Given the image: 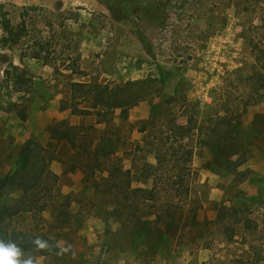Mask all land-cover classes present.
<instances>
[{"label":"rangeland","instance_id":"obj_1","mask_svg":"<svg viewBox=\"0 0 264 264\" xmlns=\"http://www.w3.org/2000/svg\"><path fill=\"white\" fill-rule=\"evenodd\" d=\"M113 1H122L126 9L115 7L114 14L108 0H0V180L8 175L21 146L35 139L51 157L50 169L59 176L58 186L74 199L73 225L61 242L62 252L37 257L34 264H264V104L246 108L239 102L242 95L241 101H246V65L255 58L250 41L243 35L244 19H239L225 0ZM31 5L38 9L29 11L31 18H25L22 9ZM5 16L14 24L25 19L33 37L50 41L52 50L56 49L53 63L26 54L33 37L25 36L16 44L6 41ZM76 42H80L78 46ZM74 47L89 76L64 69L63 65L71 62L68 57ZM22 71L26 83L20 82ZM92 78L112 85L156 78L151 81L155 92L131 108L130 122L125 124L118 117L119 111L110 118L78 116L71 109H62L65 100L71 101V83ZM161 78L164 83L158 81ZM173 95L178 100L167 103ZM214 96L217 108L211 109ZM156 105L157 121L162 125L157 134L166 132L174 121H186L191 114L205 120L206 135L208 127L216 125L212 122L215 113L223 118L217 122L221 132L236 125L231 129L240 136L227 142L232 143L229 148L197 146L192 167L195 190L204 204L202 218L215 219L222 204L238 207L242 195L261 197L249 202L246 211V217L258 227L249 228L238 242L227 245L217 236L208 249L182 250L178 240L169 242V250L139 246L124 229L121 221L125 217L111 214L116 208L113 199L95 191L91 181L84 183L82 170H67L74 152L65 142L52 139L48 131L59 120L83 124V135L93 138L94 143L102 134L114 131L127 169L145 159L156 163L154 133L138 130ZM22 113L26 119L21 118ZM136 146L142 151L135 152ZM230 147L240 154L228 157ZM130 150L136 154L129 155ZM226 158H242L238 168H248L249 178L236 181L226 167ZM2 192L10 201L20 195L15 186ZM40 222L39 215L29 213L13 225L36 226ZM126 224L131 226L134 221ZM256 252L259 258L254 257Z\"/></svg>","mask_w":264,"mask_h":264},{"label":"trees","instance_id":"obj_2","mask_svg":"<svg viewBox=\"0 0 264 264\" xmlns=\"http://www.w3.org/2000/svg\"><path fill=\"white\" fill-rule=\"evenodd\" d=\"M108 1L114 14L115 7L123 11L126 9L122 1ZM225 2L228 8L234 9L239 19H244L243 35L250 41L255 57L252 63L246 65V101H241L244 99L242 95L239 102H243L246 108L264 104V0ZM37 9L34 5L23 7L22 15L31 18L29 11ZM115 18L124 20L122 16L115 15ZM224 18L226 26L227 20L225 16ZM2 23L9 34L6 41H10V44L18 43L25 36L33 37L25 19L14 24L5 16ZM78 43L80 42H76V46ZM145 43L147 44V41ZM3 46H7L6 43ZM72 49L73 55L68 57L71 62L63 65L64 69L73 74L89 76L81 66V55H77L75 47ZM26 52L28 56L52 64L56 49L52 50L50 41L34 36ZM54 67L60 73L57 63ZM23 71L18 75L20 82L26 83ZM242 76L241 74L240 81ZM154 80L136 79L114 85L103 83L96 78L73 82L70 85L71 101L65 100L62 109H71L74 115L84 117L93 114L110 117L119 111L118 117L125 124L130 122V109L155 92L151 84ZM158 81L164 83L165 79ZM178 98L177 95L170 96L167 103ZM213 99L214 102L209 105L211 109L217 108V98L214 96ZM158 107L154 106L152 115L142 121L138 128L143 133H154L153 138L158 145L156 163L145 159L127 169L125 159L119 155V139L114 138V131L102 134L97 143H94L93 138L88 139L89 137L83 135V124H71L67 120L54 122L48 131L52 139L65 142L74 152L67 170H82L84 183L89 184L91 181V187L95 191L113 199L112 203L116 208L111 214L117 213L120 218H126L121 221L124 229L128 230V237L139 243V246L147 244L148 247L169 250V242L178 240L182 250L208 249L215 243L217 236L227 245L238 242L245 231L247 233L249 228L258 227L246 217V211L249 202L260 201L261 197L242 195L237 200L238 207L222 204L215 219L202 218L204 204L195 190L196 175L192 167L197 146L215 147L220 150L229 148L232 143L227 142H235L236 137L240 136L234 134L235 128L231 129L236 125H230L221 132V125L217 122H222L223 118L215 113L212 122L216 125L208 127L209 133L206 135L203 133L205 120L191 114L186 121H174L168 125L166 132L160 130L157 134ZM225 111H229L228 108ZM21 118L26 119V114L22 113ZM228 150V157L240 154L236 148L230 147ZM136 151L141 152V147L136 146ZM135 152L130 150L128 154L132 156ZM50 159L37 140L29 139L21 146L17 160L6 178L0 180V241L16 246L21 264H34L37 257H53L61 253V242L67 239L69 229L73 225V196L62 192L58 186L59 176L51 171ZM241 159L238 158V161ZM238 161L226 158V167L233 173L236 181L247 180L250 170L239 169ZM8 186H15L20 192L19 197L13 201L7 196L4 197L2 192ZM29 213L39 215L41 222L36 226L13 225ZM128 220H133L134 224L127 227ZM254 257L259 258V252H256ZM250 262L253 264V261Z\"/></svg>","mask_w":264,"mask_h":264},{"label":"clouds","instance_id":"obj_3","mask_svg":"<svg viewBox=\"0 0 264 264\" xmlns=\"http://www.w3.org/2000/svg\"><path fill=\"white\" fill-rule=\"evenodd\" d=\"M0 264H21L19 251L14 244L0 241Z\"/></svg>","mask_w":264,"mask_h":264},{"label":"crops","instance_id":"obj_4","mask_svg":"<svg viewBox=\"0 0 264 264\" xmlns=\"http://www.w3.org/2000/svg\"><path fill=\"white\" fill-rule=\"evenodd\" d=\"M131 110V109H130Z\"/></svg>","mask_w":264,"mask_h":264}]
</instances>
